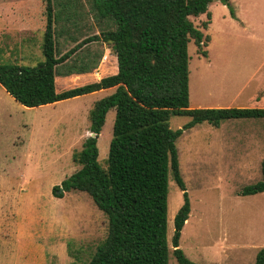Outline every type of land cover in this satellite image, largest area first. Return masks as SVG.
I'll return each instance as SVG.
<instances>
[{"label":"rangeland","instance_id":"374dc122","mask_svg":"<svg viewBox=\"0 0 264 264\" xmlns=\"http://www.w3.org/2000/svg\"><path fill=\"white\" fill-rule=\"evenodd\" d=\"M0 9L27 13L26 28L0 18V62L32 67L44 62L46 0H0ZM51 9L57 55L106 27L90 0H52ZM208 12L211 22L205 29L207 13L191 17L210 41L201 46L206 56L193 41L188 44L189 107H264V0H212ZM105 49V62L92 72L113 73L114 52L103 41H91L58 66L56 88L93 81L91 73L64 74L88 58H95L97 67ZM111 92L113 88L101 89L27 107L0 84V264H86L105 238L106 215L87 193L64 192L61 182L80 167L73 153L91 134L89 110ZM114 119L111 109L98 136L102 166ZM189 120L175 115L169 125L175 130ZM176 147L191 204L180 248L197 264H253L264 248V191L238 193L261 179L264 118L229 119L219 126L202 122L185 129ZM55 186L62 197L53 194ZM182 203L183 191L169 174L168 264H179L171 238Z\"/></svg>","mask_w":264,"mask_h":264},{"label":"trees","instance_id":"16d2710c","mask_svg":"<svg viewBox=\"0 0 264 264\" xmlns=\"http://www.w3.org/2000/svg\"><path fill=\"white\" fill-rule=\"evenodd\" d=\"M228 1V0H223ZM52 0H46L44 62L23 66L0 62V84L27 107L54 103L106 88L113 92L94 101L89 110L90 135L73 160L80 165L61 182L62 190L87 193L107 218V233L86 264H168L169 174L183 191V203L173 219L172 253L179 264H197L179 246L191 204L181 176L176 140L185 129L208 122L219 126L235 118H264V107H189L188 44L201 49L210 41L191 17L207 13L212 0H90L98 22L106 27L57 55ZM233 14V11H232ZM91 41H103L114 52L115 71L75 87L58 90L57 68ZM95 58L64 75L91 73ZM99 63V62H98ZM98 66V64H97ZM115 119L105 166L98 161V136L106 114ZM190 117L172 129V116ZM261 179L245 185L240 195L264 191ZM55 186L53 194L62 197ZM253 264H264V248Z\"/></svg>","mask_w":264,"mask_h":264},{"label":"crops","instance_id":"0c3cea01","mask_svg":"<svg viewBox=\"0 0 264 264\" xmlns=\"http://www.w3.org/2000/svg\"><path fill=\"white\" fill-rule=\"evenodd\" d=\"M1 17L2 18L4 17L5 22H10V23H13L14 25H17V26L19 25V27L21 26V28H23V27L26 28L25 25H26L27 13H26L25 9H23V12H21L20 9H8V12H6L5 14L3 13L2 9H0V18ZM237 18H238V21L240 23L245 24L242 18H240L239 16ZM103 52L104 53H103L102 59L99 61L98 66H97V68H100V69H101V66L103 65V63L105 62L108 49H105ZM102 71H104V68H102ZM96 72H98V71H96ZM94 73L95 72L92 73V75L94 77L93 79H99L102 75H104V74L98 73V75L96 76V75H94ZM67 76H68V78H70L72 75H67ZM73 76H74V74H73ZM106 89H109V88H106ZM217 105H220V104H217ZM228 105H231V104H228ZM228 105H225V106H228ZM218 107H221V106H218Z\"/></svg>","mask_w":264,"mask_h":264},{"label":"water","instance_id":"95a60500","mask_svg":"<svg viewBox=\"0 0 264 264\" xmlns=\"http://www.w3.org/2000/svg\"><path fill=\"white\" fill-rule=\"evenodd\" d=\"M62 190V189H61ZM61 190H58V193H60Z\"/></svg>","mask_w":264,"mask_h":264}]
</instances>
